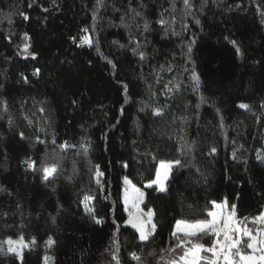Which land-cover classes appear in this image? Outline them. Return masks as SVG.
Returning a JSON list of instances; mask_svg holds the SVG:
<instances>
[{"label": "trees", "instance_id": "trees-1", "mask_svg": "<svg viewBox=\"0 0 264 264\" xmlns=\"http://www.w3.org/2000/svg\"><path fill=\"white\" fill-rule=\"evenodd\" d=\"M176 159L166 192L145 189L157 227L142 243L124 178L143 187ZM0 189V243L22 236L23 264H168L176 221L209 219L212 201L241 225L258 217L264 0H0ZM2 247L0 264H21Z\"/></svg>", "mask_w": 264, "mask_h": 264}, {"label": "snow or ice", "instance_id": "snow-or-ice-1", "mask_svg": "<svg viewBox=\"0 0 264 264\" xmlns=\"http://www.w3.org/2000/svg\"><path fill=\"white\" fill-rule=\"evenodd\" d=\"M102 3L103 0H97L98 6ZM184 4L189 5V0H184ZM21 15H23L25 20L29 19V17L23 13H21ZM137 15H139V13H137ZM160 23L165 24L166 21L161 20ZM197 23H199V21H197ZM144 27L147 29V23H145ZM83 31L87 32L88 30L84 29ZM25 39H28L27 34H25ZM232 43H235V41ZM81 44L82 46L83 44H87L91 47L92 39L90 37H83ZM121 47H123V45H121ZM28 48L29 45L25 44L24 52L32 55V53L28 52ZM97 51H99L98 48ZM133 51L135 52L136 50L133 49ZM190 51L191 47L189 46V52ZM237 51H239V49H237ZM139 55L143 58L144 54L141 52ZM36 72L38 74L39 69H37ZM192 79L198 84L199 78L194 71ZM125 90H127V86H125ZM240 107L248 108V105L241 104ZM159 111L160 110L157 109L156 114H159ZM20 135L23 138V133ZM61 147L66 148L68 145L65 143L64 145H61ZM210 151L214 153L216 149L213 147ZM153 159H155V157H153ZM180 165L181 160L179 159L159 160L158 166L155 169V179L150 180L146 187L151 188L153 185H156L157 191L161 193L166 192V181L168 180L172 169ZM28 167L35 171V162L28 163ZM125 167H127L126 164ZM41 170L43 172V179L47 181L50 177L57 173L58 169L57 166L53 164L45 165ZM102 175L103 173L100 172L97 167L96 176L100 177ZM97 183H99V180H97ZM124 184L130 185L131 181L125 177ZM132 187L136 195L129 197L126 189L124 204L126 206V210H128V206L130 205L132 209H135V211H129L126 224L138 233L140 242H148L150 237H152L155 233L157 227L153 221L155 213L152 210L144 213L143 209L140 208V204L144 201V192L135 188L134 185ZM91 199V197H85L84 206L85 210L89 214H93L94 212V210L88 205V202ZM212 204L216 209H221L222 207L227 206V200H225L223 204H217L215 201H212ZM235 207L236 206L234 204L231 205L232 211L226 218L219 211H209L208 216L211 217V219L196 220L194 222L177 220L174 231L171 235L178 242L176 248L183 249V252L178 258L170 260L168 264H264V229L260 230L261 235L258 237L253 235L252 229H249L246 226L242 227L241 222L234 219L236 216ZM93 218L95 219V217ZM95 222L101 223L99 219H95ZM253 223L264 224V214L256 217L253 220ZM209 233L214 234L217 237L215 243L211 247L205 248L203 244L195 242L191 239L193 237H200L201 235ZM31 243L35 244V240L33 239ZM54 243L55 241L52 237H49L46 241L48 246H51ZM2 244H7V253L14 254L21 260V264H23V249L29 247V245L24 242V238L22 236L17 240L9 238L8 240L0 243V252L5 251ZM245 249H250L251 251L248 252L245 251ZM172 251H175V249H172ZM202 253H211V256H205L202 255ZM131 255L134 260L140 261L141 258L136 255V253H132ZM50 259V257H45L44 264H48ZM113 259L117 261V264H119L118 257L114 255Z\"/></svg>", "mask_w": 264, "mask_h": 264}, {"label": "rangeland", "instance_id": "rangeland-1", "mask_svg": "<svg viewBox=\"0 0 264 264\" xmlns=\"http://www.w3.org/2000/svg\"><path fill=\"white\" fill-rule=\"evenodd\" d=\"M172 172V171H171ZM170 176H171V173H170V175H169V178H170ZM169 178H168V180H169ZM168 180L166 181V187H167V182H168ZM148 184V182H146L145 184H144V186L142 187V186H137V185H135L132 181H131V184L130 185H125L124 184V196H125V190L127 189V192H128V195H129V197H132V196H135L136 195V193L133 191V185L135 186V188H138V189H140V191H142V192H144V197H145V189H147V188H149V187H146V185ZM153 187H155L156 188V185H153ZM144 202V201H143ZM142 204L143 203H141L140 204V208L142 209ZM224 207H222L221 209H216L215 208V210L214 211H219V212H221L222 213V215L226 218L228 215H225L224 213ZM128 210L129 211H135V209H132L131 208V206L129 205L128 206ZM262 214H264V211L262 212ZM261 215V214H260ZM259 215V216H260ZM253 220L254 219H252L249 223H246V224H244V225H241L242 227L243 226H246V227H248L249 229H252V232H253V235H256V236H258V237H260V235H261V229H264V224H258V223H253ZM249 251H251L250 249H249Z\"/></svg>", "mask_w": 264, "mask_h": 264}, {"label": "crops", "instance_id": "crops-1", "mask_svg": "<svg viewBox=\"0 0 264 264\" xmlns=\"http://www.w3.org/2000/svg\"><path fill=\"white\" fill-rule=\"evenodd\" d=\"M214 210H215V206H214V208H213V210H212V211H214ZM209 219H211V217H210Z\"/></svg>", "mask_w": 264, "mask_h": 264}]
</instances>
